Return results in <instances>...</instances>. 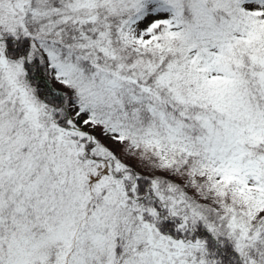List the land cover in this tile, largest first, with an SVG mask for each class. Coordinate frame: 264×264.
<instances>
[{"label": "snow or ice", "instance_id": "6c2138e0", "mask_svg": "<svg viewBox=\"0 0 264 264\" xmlns=\"http://www.w3.org/2000/svg\"><path fill=\"white\" fill-rule=\"evenodd\" d=\"M201 223L264 264V0H0V264H217Z\"/></svg>", "mask_w": 264, "mask_h": 264}, {"label": "trees", "instance_id": "16d2710c", "mask_svg": "<svg viewBox=\"0 0 264 264\" xmlns=\"http://www.w3.org/2000/svg\"><path fill=\"white\" fill-rule=\"evenodd\" d=\"M162 223L164 222L162 221ZM169 223L175 222L169 221ZM162 230L170 232L176 231L174 227ZM191 236L194 239L205 241L209 257L216 260L217 264H237V260L235 258L237 254L227 237L214 236L202 223L197 226L196 231L193 232Z\"/></svg>", "mask_w": 264, "mask_h": 264}]
</instances>
